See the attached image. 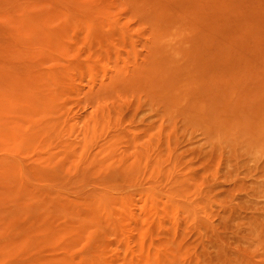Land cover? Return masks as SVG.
Masks as SVG:
<instances>
[{"label":"rangeland","instance_id":"374dc122","mask_svg":"<svg viewBox=\"0 0 264 264\" xmlns=\"http://www.w3.org/2000/svg\"><path fill=\"white\" fill-rule=\"evenodd\" d=\"M0 264H264V0H0Z\"/></svg>","mask_w":264,"mask_h":264},{"label":"bare ground","instance_id":"6f19581e","mask_svg":"<svg viewBox=\"0 0 264 264\" xmlns=\"http://www.w3.org/2000/svg\"><path fill=\"white\" fill-rule=\"evenodd\" d=\"M167 12L165 11V12H163V10L159 13V17H158V20H157V22H156V30H155V43H158L159 45H154L153 46V49H152V54H151V56H152V58L154 57V59L156 60V59H159L160 57H165V51H163L161 48H162V42H161V40L163 39V38H169V42L167 43V45H166V48H167V46H169V47H171L172 49H174V50H176V48L177 47H181V45H182V43L184 42V40H181V39H179V37L178 36H176L175 34V36L173 35V33H171L170 32V27L171 26H169V25H163V23H161V22H163V21H165V18L164 17H166V14ZM153 14V13H152ZM169 16H167V18H168ZM163 18V19H162ZM172 18V17H171ZM168 19H170V18H168ZM174 20V19H173ZM172 21V20H171ZM175 22V21H174ZM176 23V22H175ZM177 25V24H176ZM173 26V25H172ZM175 32V31H174ZM161 39H160V38ZM164 40V39H163ZM168 41V40H167ZM166 41V42H167ZM165 45V44H164ZM184 45V44H183ZM156 46V47H155ZM169 51H170V49H169ZM172 51V50H171ZM162 52V54H160ZM176 53L178 54V55H180L181 54V51H176ZM185 53V52H184ZM168 55V54H167ZM181 59V58H180ZM153 62V61H152ZM154 63V62H153ZM156 69V68H155ZM142 72H143V70L141 71V69H139V70H134L133 71V74H134V76L135 77H137V76H140L141 74H142ZM174 75V74H173ZM134 76H132V77H134ZM176 76H178V75H176ZM175 77V76H174ZM188 107V106H187ZM186 110V109H185ZM94 134H95V132H94Z\"/></svg>","mask_w":264,"mask_h":264}]
</instances>
